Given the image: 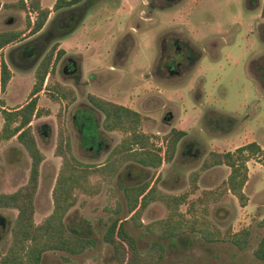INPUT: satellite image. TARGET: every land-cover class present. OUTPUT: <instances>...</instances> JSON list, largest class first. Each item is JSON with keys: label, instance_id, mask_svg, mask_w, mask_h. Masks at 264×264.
<instances>
[{"label": "rangeland", "instance_id": "1", "mask_svg": "<svg viewBox=\"0 0 264 264\" xmlns=\"http://www.w3.org/2000/svg\"><path fill=\"white\" fill-rule=\"evenodd\" d=\"M16 1L18 0H2L5 5ZM239 1L203 0L199 10L187 8L181 13H151L154 27L149 28L150 31L141 30L137 35L139 46L132 51L131 64L123 71V74L128 76L120 74L118 77V72L113 70V81L110 82L112 85H106L103 96L116 104L139 110L142 126L147 134L159 139L157 145L160 147L162 139L171 130L185 132L186 136L178 144L172 163H163L157 171L129 164L115 182L104 184L98 196H82L76 207L70 211L66 223L70 231L94 240L95 247L79 257H62L48 253L43 264H117L113 249L103 243L102 237L106 225L114 216L117 204L122 202L123 187L143 184L158 177V185L162 191L174 195L187 193V202L197 201L205 193L221 189L229 175V169L225 167L205 172L200 177L195 192L192 191L189 175L201 167L209 153L233 152L249 143L258 144L264 151V82H261L254 66L263 65L264 76V22L260 20L263 0L259 9L251 13H244L240 9ZM55 2L56 0H42V6L49 8ZM141 2L146 0H121V5L132 9ZM188 2L191 5V1ZM105 8V5H102L95 12L96 16L85 20L81 30L65 39L68 51L72 53L76 48L85 55L82 58L85 61H78L86 67L85 80L87 73L92 69L97 70L103 66L104 71L110 73V66H121L116 60H112L111 54L105 55V51L112 52L116 48L108 36L113 33L117 36L118 27L129 28L133 24L132 17L127 16V11L120 10L109 14L105 12ZM6 14L13 20L14 27H10L11 29L25 28L26 12L5 8L0 15ZM109 17L110 21L104 22ZM178 25H182L188 37L195 41L201 53L200 60L181 80L144 79L142 75L152 72L153 62L157 60L158 47L152 40H156L161 31L173 29ZM5 28L7 27L1 23L0 31ZM71 28L72 26L67 25L53 36L58 38V34L61 36L69 33ZM100 39L107 40L101 60L97 49L92 46L95 40ZM43 44L38 42L40 47ZM260 58L261 60H258ZM20 59L18 56V60ZM15 62L20 70L32 65L28 61L23 64L17 60ZM24 74L26 75L16 72L15 80L9 84L6 94L0 93V100L4 101L6 110L15 109L16 105L27 100L34 81L27 75L23 76ZM62 79L65 80L63 77ZM54 83L56 82L50 78L47 85ZM85 90L90 94L94 93L91 86L85 87ZM86 91L81 92L76 105L86 103ZM145 93L151 96L147 103L141 99L134 101L138 95ZM40 94L38 108L48 114L34 118L31 125L39 149L45 157L41 169V184L35 201L36 224L41 223L52 211L51 194L61 165V160L54 155L57 140L56 118L61 109L64 111L65 127L73 141L74 156L82 160L89 156L83 152V143L74 137L72 113L75 107L72 105L64 110V104L54 102L48 96L47 87ZM82 107L78 106L83 121L90 118V115ZM146 109L149 111L146 112ZM1 111L0 106V132L3 127ZM168 113L172 114L169 121L166 120ZM233 124H237L235 131L232 129ZM89 136L87 142L91 141L92 146L98 140L95 129ZM121 139L122 135H119V140ZM26 158L28 159L27 155L16 140L10 143L0 141V194L14 193L23 185L29 173L30 160L24 165ZM92 163L100 165L102 162ZM247 167L249 178L244 190L248 197L247 206L242 208L234 197L224 195L209 206L207 217L224 236L229 232L249 230L247 249L240 252L228 243L207 245L199 235L187 236L175 245L163 242L166 254L161 264H264L253 256L254 249L264 236V166L253 160ZM187 209V206H184L181 212L185 213ZM16 215V211L0 210V256L9 246ZM166 215L165 208L155 203L144 212L141 223L148 225L164 219ZM126 229L136 240L141 253L149 250L155 241L143 228H137L131 222L126 224Z\"/></svg>", "mask_w": 264, "mask_h": 264}, {"label": "trees", "instance_id": "2", "mask_svg": "<svg viewBox=\"0 0 264 264\" xmlns=\"http://www.w3.org/2000/svg\"><path fill=\"white\" fill-rule=\"evenodd\" d=\"M79 0H57L52 10L43 8L40 0H28L26 6L23 0L0 8L35 14V23L30 36L40 32L46 25L51 12L67 9ZM260 20L264 22V0L260 11ZM27 28L30 27L28 17ZM20 31L0 32V92H6L12 78V73L3 62L2 50L7 46L23 41ZM55 45L43 58L34 73L35 83L27 102L9 111H1L3 127L0 141L9 142L15 139L23 148L30 160L27 182L16 192L0 194V210L16 211L10 243L6 252L0 256V264H43L48 253L62 257H79L95 247L94 240L82 237L77 232L70 231L66 219L70 211L76 207L82 196L96 197L103 189L104 183H113L120 177L124 168L129 165L141 166L145 169L159 170L163 163H172L180 141L185 132L171 130L162 139L161 147L157 145L156 137L144 134L142 119L139 113L97 97H88L92 105L103 115L102 127L106 132H117L122 135L120 143L109 154L102 165L85 164L73 154L71 139L64 123V111L57 114V140L55 157L61 160L52 189V211L39 224L35 223V201L39 190L41 165L45 157L39 149L31 123L34 118L47 115L38 108L39 94L50 68L53 65ZM64 55L57 53L56 64ZM53 76V72H51ZM48 96L52 101L64 104V110L76 101L75 91L58 82L47 86ZM0 106L4 102L0 100ZM256 160L264 166V151L256 143H249L233 152L209 153L201 167L189 175V184L193 192L197 189L200 177L212 169L225 167L229 175L218 191L207 192L200 200L187 202L189 194L174 195L164 192L156 180L143 184L123 187L122 202L115 208L114 216L110 218L103 233L102 241L113 249L117 264H161L165 258L166 249L163 242L175 245L187 236L199 235L207 245L228 243L238 251H245L249 243V230L222 235L221 231L208 220V210L212 203L219 201L224 195L234 197L240 207L248 204L244 190L248 182V167L250 161ZM155 203L161 204L167 215L164 219L141 223L144 212ZM187 206L185 213L181 208ZM131 222L137 228H143L155 241L149 250L141 253L136 240L129 235L126 224ZM254 258L264 262V236L253 251Z\"/></svg>", "mask_w": 264, "mask_h": 264}, {"label": "flooded vegetation", "instance_id": "3", "mask_svg": "<svg viewBox=\"0 0 264 264\" xmlns=\"http://www.w3.org/2000/svg\"><path fill=\"white\" fill-rule=\"evenodd\" d=\"M18 1L14 2V3H17ZM188 1H191V5L189 4ZM202 1L203 0H146V2H141L140 4L133 7L132 9L131 8L128 9V8H124L123 5H121V0H79L78 3L72 5L71 7L57 11V15L50 21V23L46 27V29L44 31L45 32L44 35H42V37L39 38L37 41L33 42L30 46H27V48L25 49V54L29 58H28V60H25L23 63H26V61H28L30 64L31 63L33 64L34 61L37 60V58H39V56H41L43 54V52H44L43 50H44L45 45L52 43V46L43 55V57L41 59V61H42L43 58L50 52V50L55 45H58V48H59V44H58L59 38H62L66 35L72 36L73 34H75L78 31V29L80 28V26H82V22L85 19H88V17L90 18V17L96 16L95 12H97V10L102 5H105V7H106L105 12L106 13L110 14V13H114V12H117L120 10L127 11V16L132 17V20H133V24L129 28H123V27L121 28V26L119 25L120 27H118V29H116V32L118 33L117 36H116V33H113L112 35L108 36L109 40L114 43L116 48L112 52L105 51L106 52L105 55L108 56V54H111L112 59L119 61V65H121L120 67H122L118 71V73L116 74L119 77L120 74H123L124 73L123 71L127 68V67H124V62L128 61L130 58L133 57L132 51L135 48H138V46H139L137 35L140 34L141 30L142 31H150L149 28L154 27V23H152V20H151V15H152L151 13H153L154 11L169 12V13L180 12L181 13L187 8L190 10H193V9L199 10L200 5H201L200 3H202ZM23 2L26 6L28 5V0H23ZM239 3L241 5L240 9L244 13H251V12L257 11L259 9V7L261 5V0H240ZM9 10L17 11L14 9H9ZM64 10H66V11H64ZM136 10H139V12H136ZM20 12L25 13L23 11H20ZM30 14L32 15L31 19H30ZM27 17H28L29 22H30V27L27 28V23H26V26L23 30L24 34L22 35L23 41H21L19 43H22L25 40H27V39H29V38H31V37H33L39 33L38 32L37 34L30 36V33L32 31V27L34 26V23H35V14L30 12V10L28 9L27 10ZM110 19H111V17L106 18L104 20V22H107V21L109 22ZM8 20H9L8 22L13 24L12 18H10ZM67 25L72 26L69 33L62 34L61 36H59V34H58V38L53 36L54 33L57 34L59 29L66 27ZM119 28H121V29H119ZM12 31H14V30H12ZM107 35H108V33H107ZM39 41L44 43L43 46L40 47L38 45ZM152 41H153L152 43L156 42L155 44L158 47V54L156 57L157 60H156V62L155 61L153 62L152 72H149L148 75L147 74L142 75L144 77V79L152 78L154 80L158 79L160 81H171L172 79L181 80L185 75L188 74L190 69L201 58V53L198 50V48L195 44V41L192 38L188 37V35L185 32V30L183 29L182 25H178V26L174 27L173 29L164 30L163 32L161 31L158 34L156 40L153 39ZM94 42L106 43L107 40L106 39H103V40L100 39L97 41L95 40ZM19 43H17V44H19ZM11 46H13V45H11ZM58 48L54 51V56H53V65L55 68H56L58 62L61 60L60 59L56 64H54V61H56V59H57V53L59 51H62V50H59ZM103 49L104 48L97 49V55H99L100 60L102 59V55H103L102 50ZM82 58H83V55L78 52V49L74 48V52H72L71 56L66 59L67 63L62 69V74L71 83V85H66V86L71 87L75 91L76 101L73 104L75 106L80 100L79 95L81 94V92L86 91L85 87L91 86L93 88L94 93H92V94H90L86 91V99H85V101H86L85 106L86 107H84V108L88 112V115H90V117L93 118V120H91V118H87L85 120H88L89 122H92L93 124H96L98 120L94 119L93 112L91 110L92 109L97 110V109L89 101L88 97L92 96V97L104 99L106 101H110V100H108L107 97L103 96V93H104L103 90L107 84L112 85L110 82L113 81V79L111 77V76H113V73H111V72L106 73L105 71L103 72L102 68H101L102 66H100L97 70H95V69L90 70L87 73L86 80H84L82 82L83 64L78 63L79 60L83 61ZM261 58L258 60H261ZM2 59H3V54H2ZM3 62H4V59H3ZM40 62H39V64H40ZM261 63H262V61H260L259 64H261ZM39 64L37 65V67L39 66ZM254 66L256 67L257 75L261 79V82H264V76H262L263 65L255 64ZM55 68L54 69L52 67L50 68L49 73H48L46 78L51 77V72H53V75H54ZM109 74H111V75H109ZM125 75L128 76L127 74H123V76H125ZM109 78H111V79H109ZM63 85H65V84H63ZM47 86L48 85H46L45 87L43 86V89L46 88ZM5 93H3V94H5ZM138 96L140 97L141 95H138ZM110 102H112V101H110ZM118 105H121V104H118ZM77 106H81V105H77ZM121 106H124V105H121ZM124 107H127V106H124ZM1 108H2V111H9L8 109L7 110L5 109V103H4L3 107L1 106ZM127 108H129V107H127ZM129 109H131V108H129ZM131 110H133V109H131ZM97 111H99V110H97ZM171 117H172V114L168 113L166 120L169 121L171 119ZM236 126H237V124H233V128H232L233 131H235ZM82 134H83L82 138L84 140L85 139L87 140L90 138L89 135L84 134V133H82Z\"/></svg>", "mask_w": 264, "mask_h": 264}, {"label": "crops", "instance_id": "4", "mask_svg": "<svg viewBox=\"0 0 264 264\" xmlns=\"http://www.w3.org/2000/svg\"><path fill=\"white\" fill-rule=\"evenodd\" d=\"M1 3H2V5H5V3H3L2 0H1ZM6 5H7V3H6ZM41 6H42V0H41ZM53 6L54 5H52L51 7L47 8V9L51 10ZM3 9L4 8H2V7L0 8V14H1V11ZM56 15H57V12L50 14L45 27L37 35L25 40L22 43H19V44L13 45V46H7L6 48L3 49L2 54H3L4 62L6 63V65L9 67V69L12 72V78H11V81L9 82V84L15 80L16 72L26 73V75L29 76L31 79H33V81L35 82V79H34L35 69H36L37 65L39 64V62L41 61L43 55L52 46V43H49V44L45 45L44 50H43L44 51L43 54L41 56H39V58H37V60H35L34 63L29 68L25 67L22 70H20L15 61L17 60V61H20L21 63H23L25 60H28L29 57H27V55L25 54V49L27 48V46H30L33 42L37 41L39 38L42 37V35H44V33H45L44 31H45L46 27L48 26L50 21ZM0 16H1L0 17V24L2 23L4 25V27H7V28H5V30H2L0 32L10 31V30L11 31L14 30V31L22 32L24 30V29H21L20 27L11 29L10 27H14V26H12L13 24L8 22L9 21L8 19H10L11 17H7V14L6 15H0ZM85 20L82 22V26H80V28L78 30H81V27L84 26ZM100 20H102V18ZM98 24H100V23H98ZM68 37H69V35H66V36L58 39V41H59L58 42V44H59V48L58 49L64 51L65 54L61 58V60L58 62L57 66H56V68L54 70V75L49 77V78H46L44 87L47 85V82L50 80V78L53 81H55V82H59L61 84H65V85H71L70 81L67 78H65V76H63V74H62V69L67 63L66 59L71 56L70 50L68 51L67 47L65 45V39L68 38ZM90 46L91 45L89 44V47ZM92 46L94 48H96V49H101V48H106L107 43H104V42H101V43L100 42H93ZM86 50H87V48H86ZM86 50H84V51L86 52ZM78 52L81 53L80 50H78ZM18 56H20V58H21L20 60H18ZM84 56L85 55L83 54V57ZM112 60H114V59H112ZM131 60H132V58H130L128 61H125L124 62V67H129V65L131 64ZM83 61H85V59ZM99 62L101 63V61H99ZM116 63H119V61L117 60ZM83 67L84 68L82 69L83 70V72H82V82L85 80V72H86V67L84 66V64H83ZM101 68H102V71L104 72L105 68L103 66ZM121 68L122 67H120V66H115L114 65V66H110L109 70H110V72H114V71L118 72V69H121ZM26 75L24 74L23 76H26ZM62 77L65 80H63ZM34 82L32 84L30 92H31V90L33 88ZM9 84H8L7 88L9 87ZM6 91H7V89H6ZM30 92H29V94H30ZM28 97H29V95H28ZM138 97L139 96H137L134 101L143 100L145 103H147L150 100L151 96L148 93H145L144 95H141L139 98ZM27 100H28V98H27ZM27 100L23 104L16 105L15 108L18 107V106L24 105L27 102ZM39 101H40V99H39ZM38 104H39V102H38ZM78 105H80V104H78ZM76 106L73 105V107H75V110L72 113V118H73V121H74V123L72 124V128H73V131H74V137L77 138L78 141L83 143V152L85 154L89 155L87 158H84L83 160L81 158H78V157H77V159L79 161H81V162L86 163V164H93L92 163L93 161H100V162H102V163H100V165H102V164L105 163V161H106L107 157L109 156V154L120 143L119 135H121V134H119L117 132H112V133L106 132L103 129V127H102L103 115L97 110H94V109L91 110L93 112L94 119L98 120L96 124H92V122H89L88 120H83L82 121L81 118H80V110L81 109L78 108V106L77 107ZM81 106H83L82 109L84 107H86L85 104H83ZM124 106H126V105H124ZM129 108H131V107H129ZM131 109H133L137 113L141 114V112L139 110H137L135 108H131ZM148 111L149 110L146 109V112H148ZM90 118H91V120H93L92 117H90ZM31 125H32V123H31ZM93 129H95V131L97 133L98 140L96 142H94L95 144H93L91 146L92 142L91 141L87 142L86 139L84 140L82 138V135H83L82 133L89 135V133ZM142 131H143L144 134H147L143 126H142ZM147 135H149V134H147ZM35 136H36V134H35ZM13 140H15V139L10 140L9 143L12 142ZM71 144L73 145L72 139H71ZM20 148L23 150V148L21 146H20ZM28 162H29V160L26 158V160L24 162V165H27ZM42 165H41V169H42ZM29 166H30V163H29ZM135 167L145 169V168H143L141 166H137V165H135ZM41 169H40V171H41V175H42V170ZM145 170H149V169H145ZM27 179H28V176H27L25 182L23 183V185L27 182ZM155 180H156V178H155ZM40 184H41V177H40ZM104 184H106V183H104ZM104 184H103V186H104ZM39 187H40V185H39Z\"/></svg>", "mask_w": 264, "mask_h": 264}, {"label": "built area", "instance_id": "5", "mask_svg": "<svg viewBox=\"0 0 264 264\" xmlns=\"http://www.w3.org/2000/svg\"><path fill=\"white\" fill-rule=\"evenodd\" d=\"M32 18V15L30 14V19Z\"/></svg>", "mask_w": 264, "mask_h": 264}]
</instances>
